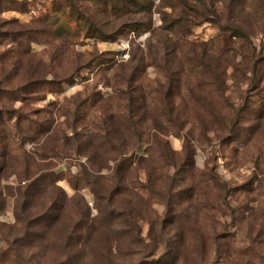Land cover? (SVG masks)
I'll return each mask as SVG.
<instances>
[{
	"label": "rangeland",
	"instance_id": "1",
	"mask_svg": "<svg viewBox=\"0 0 264 264\" xmlns=\"http://www.w3.org/2000/svg\"><path fill=\"white\" fill-rule=\"evenodd\" d=\"M0 264H264V0H0Z\"/></svg>",
	"mask_w": 264,
	"mask_h": 264
}]
</instances>
